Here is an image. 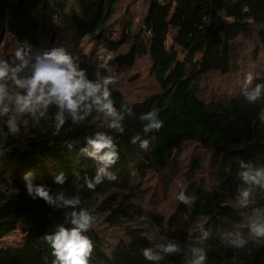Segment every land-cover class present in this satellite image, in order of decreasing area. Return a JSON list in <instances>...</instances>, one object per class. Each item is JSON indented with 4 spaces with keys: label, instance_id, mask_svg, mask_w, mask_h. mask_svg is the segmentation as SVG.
Here are the masks:
<instances>
[{
    "label": "trees",
    "instance_id": "obj_1",
    "mask_svg": "<svg viewBox=\"0 0 264 264\" xmlns=\"http://www.w3.org/2000/svg\"><path fill=\"white\" fill-rule=\"evenodd\" d=\"M134 7L142 9L140 18ZM246 36L256 42L244 76L251 73L255 85L264 81V0H0V54L18 42L41 51L62 45L94 76L96 50L103 46L113 53L112 69L124 70L112 86L117 107H131L134 117L155 108L164 121L159 131L147 134L150 145L144 150L130 142L132 135L145 136L141 122L126 117V132L114 134L120 159L110 171L117 179H104L94 189L83 177L94 176L96 164L80 148L85 135L104 130L97 128L98 118L85 125L68 122L58 136L45 122L30 124L16 137L0 132V264H52L44 235L57 224L68 226L66 210L53 211L27 194L23 177L28 171L35 184L78 193L81 206L96 217L86 233L94 245L91 264H151L142 256L144 247L168 240L194 243L201 221L210 230L203 245L207 264H264V242L236 250L225 239L229 232L245 230L241 211L231 204L240 183L237 162L264 166V121L258 118L264 103L244 100V76L216 96L214 86L206 85L214 74L232 76ZM142 62L156 88L132 99L121 87L123 76L131 73L126 80L139 83L133 74ZM189 144L211 155L207 164L198 157L190 170L185 192L193 203L176 202L170 216H148L142 202L149 194L145 181L165 176ZM60 171L66 175L62 186L54 182ZM198 173L205 178L197 179ZM256 203L264 206V198ZM161 264L186 261L181 253Z\"/></svg>",
    "mask_w": 264,
    "mask_h": 264
},
{
    "label": "clouds",
    "instance_id": "obj_2",
    "mask_svg": "<svg viewBox=\"0 0 264 264\" xmlns=\"http://www.w3.org/2000/svg\"><path fill=\"white\" fill-rule=\"evenodd\" d=\"M94 76L82 67L79 57L64 46L56 45L46 50H36L25 41L7 54H0V132L16 137L23 130L29 131L30 124H50L52 134L60 135L66 123L85 125L98 118V129L83 138L80 153L91 158L95 164V175L83 177L88 189H94L104 179L116 180L110 169L120 159L117 138L124 134L125 118H138L145 134L130 137L132 144L139 143L149 149L147 134L159 131L164 124L159 110L140 113L134 117L133 109L124 103H114L113 85L119 79L110 61L113 53L103 46L96 50ZM253 75L245 74L242 86L243 97L248 104L264 103V81L253 85ZM264 121V108L258 113ZM108 130H111L109 132ZM71 147V145H69ZM2 154V153H0ZM236 170L239 180L231 204L241 211L244 231L236 230L226 234V243L236 250L248 248L250 244L264 242V206H257V199L264 198V166L252 160L240 159ZM32 172L24 173L27 194L33 199H42L53 211L64 209L68 226L57 224L53 232L44 235L53 254L52 264H91L93 241L86 234L95 223L96 217L81 206L80 195H68L63 190H52L49 186L35 184ZM54 182L62 186L66 175L60 171ZM175 200L190 206L194 198L180 188ZM205 221L197 224L195 242L181 245L168 240L154 247H144L142 256L151 264H161L166 257L183 253L186 264H207L208 253L204 243L210 230Z\"/></svg>",
    "mask_w": 264,
    "mask_h": 264
},
{
    "label": "rangeland",
    "instance_id": "obj_3",
    "mask_svg": "<svg viewBox=\"0 0 264 264\" xmlns=\"http://www.w3.org/2000/svg\"><path fill=\"white\" fill-rule=\"evenodd\" d=\"M133 12L138 18H140L142 9L140 7H134ZM255 42L256 41L252 36H246L240 41L237 49L238 55L236 57L235 66L232 70V76L225 77L214 74L207 79L206 85L208 84L214 86L213 94L215 96L221 92L229 90L230 87H233L235 81H238L244 76V72L249 71L251 62L247 59L250 57L251 49L255 47ZM113 70L119 74L124 72V70H120L117 67ZM146 70L147 64L145 62L140 63V65L134 69L135 74H133V76L139 78V83L137 84H131L130 81L126 80L131 73H126L123 76L121 87L123 88L124 93L130 98H138L139 96H143L156 88L155 84L152 83L151 76L146 77ZM200 154L198 146L193 144L186 145L184 149L178 153L176 164L167 170L165 176H155L145 181L144 186L146 190L149 191V194L142 202L148 211V216L151 212L161 213L164 216H170L174 210L176 202H178L175 200V194L180 190V188H183L184 191L187 190L189 181L192 178V176H190V170H192L197 158L201 157L204 159L206 164L211 161L210 154L205 152L201 155ZM175 174V179H173L172 177ZM204 176V173H198L196 178L204 179ZM209 176L210 175L207 176V179H209ZM166 181H168V183H166ZM103 232L108 235L106 229L103 230Z\"/></svg>",
    "mask_w": 264,
    "mask_h": 264
}]
</instances>
